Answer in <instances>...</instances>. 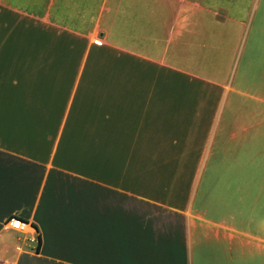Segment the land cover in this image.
<instances>
[{"label": "crops", "instance_id": "crops-1", "mask_svg": "<svg viewBox=\"0 0 264 264\" xmlns=\"http://www.w3.org/2000/svg\"><path fill=\"white\" fill-rule=\"evenodd\" d=\"M242 7L0 0V264H264V5ZM207 45L240 53L231 84L217 80L227 62L207 83L244 103H224L210 138L202 114L176 129L182 175L199 155L211 174L193 197L130 160L167 155L156 135L177 123L159 129L134 100L158 71L204 83Z\"/></svg>", "mask_w": 264, "mask_h": 264}, {"label": "rangeland", "instance_id": "rangeland-1", "mask_svg": "<svg viewBox=\"0 0 264 264\" xmlns=\"http://www.w3.org/2000/svg\"><path fill=\"white\" fill-rule=\"evenodd\" d=\"M246 1V2H245ZM242 0L243 3V10L246 6L247 13H249V10L251 7L255 10L257 4L264 5V0ZM223 15V13H222ZM210 45H207L206 49H208ZM243 48V41L241 43V49ZM240 49V52H241ZM210 49L206 51V58H205V64H206V70L203 71V77L206 79L204 83L200 81H195L194 83H191L185 77H182V80L177 76L165 77V72L158 71L155 73L153 79L151 78V82L149 83V87H147L146 91L147 94L145 98L136 99L138 97V94L135 93L134 97L136 100H134V103L139 105L140 107H143L149 103V112L151 120H156L160 124H158L159 129L165 128V126L172 128V120L173 122H177L176 125H173V135L170 134V131L167 133V135H156V143L158 144L156 147L161 148V146H164V150H158L157 154L160 152L167 153V155H157L153 156L152 158L148 159L142 156V158H130L132 160V163L135 162V159H137L138 163H144L145 161H150V164L154 166L155 171L151 172L150 175L152 179L155 181H163L166 183H174V182H182L187 184L185 187V191L188 193L190 192L191 196H197V188L199 182H207V179L210 177L211 174L205 171L204 175L202 176V167H203V158L202 156H195V160L191 163V169H186L182 175L180 172V162L182 160L181 151L179 149V144H177V140H175L176 137L179 135H176L175 132L176 129L179 130L180 127H182L181 123H184L185 121H192L197 123L198 115H203L205 117L204 124L200 125L199 127L204 128V133L202 134V137H208L210 138L211 134L209 135V125H211L219 116L220 110L223 107L224 103L226 102H236V101H244L243 98H239V96L235 93H227L225 89H221L219 87H215L211 83H207V79L209 78V72H213V69L211 68V63L213 67L216 68V74L220 72V63L224 65L225 62L228 63V68L226 70H222L223 73H220V77L217 78L221 85H229L232 83V79L234 77V71L236 69L237 64L239 63V56L240 53H238L237 57L231 58V53H227V57L223 58L222 61H220V57L216 53H209ZM243 62V61H241ZM231 68V70H230ZM230 71L228 77L227 72ZM214 73V72H213ZM170 76V75H167ZM129 79V77H126V82ZM238 80V78H237ZM182 81V82H181ZM126 82L119 83L123 86L130 85ZM243 87V85H242ZM111 88V85L109 89ZM149 90V92H148ZM145 91V92H146ZM109 97L115 98V95H117L113 90H111L108 93ZM130 95H133L131 93H123L122 96L129 97ZM122 99V98H121ZM150 101V102H149ZM244 103V102H243ZM242 103V104H243ZM197 104L202 105V108H197ZM117 108H108L109 114L114 117V113L116 112ZM226 109H229L228 107ZM143 110V109H141ZM233 111V110H231ZM147 112V110H145ZM225 116L231 115L229 114V110H225L224 113ZM243 115V114H242ZM154 118V119H153ZM196 118V119H195ZM195 120V121H194ZM166 121V125H164V122ZM209 124V125H208ZM191 122H187L183 125V131L191 132V128L195 127ZM212 126V125H211ZM152 129H155V126H151ZM182 129V128H181ZM188 129V130H187ZM153 136V134H151ZM176 135V136H175ZM106 142V141H105ZM127 156V155H125ZM128 157V156H127ZM114 159H120L118 156ZM125 159V158H123ZM142 159V160H140ZM180 172V173H179ZM181 174V175H180ZM182 178V179H181ZM204 179V181H203Z\"/></svg>", "mask_w": 264, "mask_h": 264}, {"label": "built area", "instance_id": "built-area-1", "mask_svg": "<svg viewBox=\"0 0 264 264\" xmlns=\"http://www.w3.org/2000/svg\"><path fill=\"white\" fill-rule=\"evenodd\" d=\"M7 226L21 233H29L30 230H33L31 225L27 222L22 221L18 218H12L7 222ZM33 242L38 241L32 239Z\"/></svg>", "mask_w": 264, "mask_h": 264}]
</instances>
